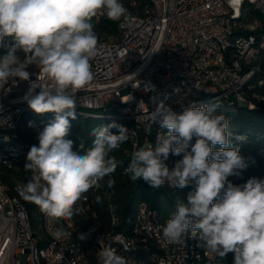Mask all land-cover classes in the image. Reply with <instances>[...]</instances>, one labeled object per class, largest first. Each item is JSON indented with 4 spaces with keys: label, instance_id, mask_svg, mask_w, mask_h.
<instances>
[{
    "label": "clouds",
    "instance_id": "clouds-1",
    "mask_svg": "<svg viewBox=\"0 0 264 264\" xmlns=\"http://www.w3.org/2000/svg\"><path fill=\"white\" fill-rule=\"evenodd\" d=\"M98 11L112 21L128 15L122 0H0V44L6 37L13 41L0 57V91L28 81L31 65H39L50 80L42 84L39 73L23 97L35 113H54L55 118L38 133L39 146L27 154L24 168L31 177L20 195L56 220L71 217L77 201L106 177L108 187L113 186L119 162L110 154L129 139V130L115 122L93 129L84 152L67 139L70 120L76 118V92L94 79L90 59L98 37L91 20ZM218 106L190 103L176 111L158 102L150 121L167 131L157 134L155 147L148 141L134 146L124 174L156 189L165 183L184 188L195 181L187 202L178 198L162 227L166 241L183 243L191 231L198 234L199 247L220 258L234 253V264H264V179L253 177L240 185L228 181L248 167L239 151L248 137L230 130L229 118L216 114ZM233 140L237 146H230ZM170 153L183 154L171 169L165 163ZM50 234L57 241L72 236L62 227ZM100 255L103 264H129L111 248Z\"/></svg>",
    "mask_w": 264,
    "mask_h": 264
},
{
    "label": "built area",
    "instance_id": "built-area-1",
    "mask_svg": "<svg viewBox=\"0 0 264 264\" xmlns=\"http://www.w3.org/2000/svg\"><path fill=\"white\" fill-rule=\"evenodd\" d=\"M156 2L155 20L147 23H128V26L117 28L124 31L123 46L112 49L97 48L96 55L90 59L94 79L76 92V101L92 103V105L117 100L132 102L134 111L123 109L122 114H108V116L125 118L126 114L142 116L148 136L150 125L154 124L150 121L153 110H145L144 98H152L153 109L156 107L161 100L149 97V90L153 89L157 83L176 79L182 80L184 86L197 84L199 87L214 90L216 82H226L230 87V93H236L238 81L251 73L234 76V69L241 66V48L248 47L251 40L241 43L238 50L231 52L228 57H219L214 45L203 46V36L214 35L215 42H223L225 33L230 31L261 29L257 22L252 21V18L241 26L217 23L219 14L231 16L236 13L238 0H156ZM256 4L264 6V0H256ZM92 20L112 21L102 18V11H98ZM191 48H198L197 58H190ZM19 53L21 52L18 51L17 55ZM28 71L30 73L28 81L17 82L15 86L10 87V91H0V122H3L0 126H9V134H11L10 121L13 115H16L20 109H26V101L23 97L31 82L37 80L40 73L41 83H50L47 75L36 65H31ZM36 91L38 92L39 88ZM237 100L241 101L238 94ZM193 102L195 101L192 99L173 96L164 103L173 110L180 111L181 105ZM136 146H138L137 143ZM175 163L169 165V169L173 168ZM28 177H31V173ZM87 202L89 211L98 220L99 242L97 245L113 249L112 241L121 240L116 237H112L111 240L101 239V219L98 218L97 212L90 210V203L88 200ZM15 211H22V209L13 201H7L5 197L0 196V264H34L29 260V249L33 242L28 240L26 221L16 219ZM23 212L26 213V211ZM149 212L150 204L144 203L140 211V236L150 235L156 239L152 264H184L181 249L175 247V243L166 241L162 231H155L153 222L149 221ZM140 236L132 237V242H135V245L142 250L145 246L140 243ZM63 244V252H71V247L67 246L64 240ZM113 250L125 257L129 264H138V262L130 261L123 254V250ZM74 257L86 264L79 255ZM200 257L206 258V264H219V256L202 247Z\"/></svg>",
    "mask_w": 264,
    "mask_h": 264
},
{
    "label": "bare ground",
    "instance_id": "bare-ground-1",
    "mask_svg": "<svg viewBox=\"0 0 264 264\" xmlns=\"http://www.w3.org/2000/svg\"><path fill=\"white\" fill-rule=\"evenodd\" d=\"M124 6L128 9L127 17H122L119 21H112L116 24V27L128 26V23H147L156 19L157 17V2L156 0H147L144 4H137L136 2L130 0H122ZM246 7H250V11H246ZM149 11V12H146ZM256 12V15H259L258 18H252V21L258 23L261 27V23H264V6L256 4V0H238L236 6V13L228 16V14H219L217 16L218 24H225L226 26H241L242 24L248 23L250 14ZM254 14V13H253ZM102 18H106V15L102 12ZM118 37L117 40L113 42H104L98 40L97 48L102 49H112L123 46L124 44V31L117 30ZM260 29L255 31L250 30H233L228 33H225L223 42H215L214 35H205L203 36V46L212 47L217 49V56L219 57H228L231 52H236L241 43L249 42L248 47L241 48V66L234 69V76H242L243 74H248L246 78H242L238 81L236 85V93H230V87L226 82H216L214 84V90L211 88L199 87L197 84H187L186 86L182 85V80L168 79L162 83H157L153 89L149 90V97H154L155 100H161L163 102H168L173 96H178L179 98L192 99L196 106L201 104L212 103V102H221V101H230L233 99L237 105L246 104L247 101L244 98L245 90L252 88L251 83L254 81L255 77L260 73V67L258 65L261 49L264 48V36L259 33ZM13 43L11 37L7 40L4 39L2 44H0V57H3L7 54V49ZM198 48L190 49V58H197ZM18 56L23 58V53H19ZM37 68H40L39 65H36ZM31 66L27 70L30 69ZM18 82H20L18 80ZM258 86L263 85L264 80L256 81ZM12 87V86H10ZM5 90H7L5 88ZM237 94L239 100H237ZM229 97V98H228ZM186 106V105H185ZM144 107L145 110H153V99L144 98ZM252 108V106L250 107ZM125 111H134V104L128 100H117L116 102L101 103L98 105H92V103H83L82 101H76L75 103V115L83 119H92L105 121L108 124L113 122L123 125L129 130V139L131 146H129V151L127 155L131 157V153L134 150L136 143L140 144L147 137V129L144 127V119L142 116L126 114L125 117H116L108 116L109 115H118ZM25 113H35L30 109L26 102V109H20L16 112V115H13L12 120L10 121V133L9 126H0V165L8 166L18 160L21 153L24 151V148L18 145L15 142L14 131L20 122V118ZM150 129H154V137L152 139V144L155 147V142L157 139V134L165 129H161L158 123L150 125ZM118 130V129H117ZM136 139V141H135ZM172 154L170 153L167 160L165 161L166 165L169 167L172 163H175L173 160ZM27 159V156H26ZM125 169V168H124ZM124 169L121 172L124 174ZM29 177L27 178V180ZM107 177L104 181L101 182L99 188L91 189L90 191L94 194L101 187L108 188ZM112 179L114 180V173L112 174ZM147 188L149 190H155L159 192H174L178 187L169 186L165 183L164 186L156 189L150 187L148 184ZM186 194L190 191L195 190V181H192L188 186L184 187ZM85 195V194H84ZM79 200V213L80 215H85L88 220H97L91 212L89 211V204L85 196ZM0 196H3L7 201H13L22 211H15V218L21 219V221H26V231H28V240L33 242L31 248L29 249V260L34 264H85L79 259H76L74 256L82 258V261H86V264H92V260H96L97 264H103L102 257L100 253L105 246H99V232L98 224L94 225L92 233L90 235L91 248H87V245L83 240H74L71 241L70 238H64L59 241L53 239L51 236L52 230L60 228L54 225L53 218H49L41 210V221L42 227L45 234V238L37 239L38 235L35 233L30 226L29 217L25 207L18 201L17 198L8 195L6 188L0 183ZM78 203V201H77ZM90 203V202H89ZM146 202H140L136 205L133 213L132 222L130 228L126 233L118 232L120 226V218L116 212L115 206L112 204L110 197L107 198V212H106V225L102 224L101 239L102 240H111L112 237L119 238L121 241H112V248L117 250H123V254L128 257L132 262H138V264H144L140 256L147 255L149 262L152 264V259L154 258V248H156V239L150 235H141V217L140 211L141 206ZM23 211H26L24 213ZM149 221L153 222L155 231H162L166 220H161L155 210L150 208L149 212ZM80 236V235H79ZM140 243L144 244L145 248L140 250L135 242H132V237H139ZM72 238V237H71ZM63 240L67 246L71 247V252H63L64 244ZM46 242L44 247H39V244ZM198 234H194L189 231L183 237V243L176 244L175 247L181 249L182 260L184 264H206V258L200 257V249L198 246ZM63 252V254H62ZM145 261V260H144ZM149 263V264H150ZM147 264V263H146Z\"/></svg>",
    "mask_w": 264,
    "mask_h": 264
},
{
    "label": "trees",
    "instance_id": "trees-1",
    "mask_svg": "<svg viewBox=\"0 0 264 264\" xmlns=\"http://www.w3.org/2000/svg\"><path fill=\"white\" fill-rule=\"evenodd\" d=\"M130 1V0H128ZM137 4H144L147 0H132ZM254 13V14H253ZM256 12L251 13L250 18H258ZM260 18V17H259ZM258 18V20H260ZM94 26V31L98 40L108 42V37H115L117 40L118 31L116 24L109 20H100L95 22L91 20ZM264 36V23H261L260 32ZM7 40L9 37H6ZM264 44V43H263ZM260 73L255 77L251 83L252 88L245 90L244 98L252 103L253 109H244L237 106L236 102L231 99L230 101H221L216 110V114H225L230 120V130L234 134H247V141L239 143L240 154L245 158L248 167L241 171L239 176H229L228 181L233 184L240 185L247 182L249 178L264 179V83L261 86L257 85L258 80H264V48L261 49L258 61ZM75 119H71V128L67 139L73 141V149L84 152L92 143L93 137L90 135L91 131L100 126H107L108 123L100 120L83 119L75 115ZM55 118L54 113L32 114L25 113L20 118V122L16 127L15 142L22 146L24 151L19 156L18 160L12 162L9 167L0 165V183L6 188L8 195L15 197L25 207L30 226L33 230L37 231L39 222H41V209L36 204L25 200L21 195V187H17V183L26 182L29 171H26L24 166L27 163L26 156L31 146H39L38 133ZM31 122L32 126H29ZM113 133L118 134L116 128L110 129ZM167 130L165 129L164 132ZM154 129L149 130L144 141L153 142ZM191 143H195V137ZM238 142L233 140L230 146H237ZM141 141L139 146H142ZM131 146L130 141L125 142L117 150H114L110 155L114 156L119 162L116 171L114 172V184L112 187H101L94 194L89 191L86 193L90 202V210L98 213V218L101 223L106 225V208L107 198L110 197L112 204L115 206L116 212L120 218V226L118 232L126 233L130 228L133 213L136 205L140 202L150 204V208L155 210L161 220H166L175 210L176 200L179 198L187 202V194L185 188H177L174 192H159L149 190L147 183L143 179L135 182L131 181L127 175H122L121 172L130 163L131 157L127 155ZM154 147V146H153ZM219 145L214 150L219 149ZM190 151V148H189ZM173 160L178 161L182 159L183 154L180 156L171 155ZM153 195H149V194ZM85 196V195H84ZM99 198V200H98ZM79 201L73 207V215L71 217H64L58 220L54 219V225L62 227L65 231L72 233L71 241L83 240L85 244H90V235L94 225L98 224V220H88L85 215H80ZM91 211H87V216ZM81 234L84 238L81 239ZM80 235V236H79ZM46 242H41L39 247H44ZM147 255L140 256L144 264H149ZM145 260V261H144ZM92 264H97L96 260H92ZM151 264V263H150ZM219 264H234V253H228L226 257H219Z\"/></svg>",
    "mask_w": 264,
    "mask_h": 264
},
{
    "label": "rangeland",
    "instance_id": "rangeland-1",
    "mask_svg": "<svg viewBox=\"0 0 264 264\" xmlns=\"http://www.w3.org/2000/svg\"><path fill=\"white\" fill-rule=\"evenodd\" d=\"M250 7H246V11H250ZM108 42H113L115 40V37H108L107 38ZM212 103H216L218 105H220V102H212ZM32 114H36V113H32ZM27 183V180L26 182H19L17 183V187H21L23 188V186ZM149 195H153V194H149ZM42 222V221H41ZM35 233L38 235L37 239H43L45 238V234H44V231H43V227H42V223L39 222V225H38V228H37V231H35ZM91 241V240H90ZM87 245V248H91V242L90 244H86Z\"/></svg>",
    "mask_w": 264,
    "mask_h": 264
},
{
    "label": "water",
    "instance_id": "water-1",
    "mask_svg": "<svg viewBox=\"0 0 264 264\" xmlns=\"http://www.w3.org/2000/svg\"><path fill=\"white\" fill-rule=\"evenodd\" d=\"M247 101V100H246ZM240 108H244V109H253L254 106L252 105V103L248 102L246 104H241V105H237ZM252 106V108H250Z\"/></svg>",
    "mask_w": 264,
    "mask_h": 264
}]
</instances>
